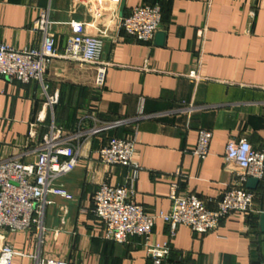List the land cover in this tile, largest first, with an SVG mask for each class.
<instances>
[{"label":"crops","instance_id":"0c3cea01","mask_svg":"<svg viewBox=\"0 0 264 264\" xmlns=\"http://www.w3.org/2000/svg\"><path fill=\"white\" fill-rule=\"evenodd\" d=\"M146 3L161 6L162 23L152 41L140 42L120 24ZM43 10L55 22L58 52L73 21L102 40L105 83L95 88L92 64L54 58L44 75L47 93L58 94L51 109L40 83L0 77V160L32 161L51 124L72 133L123 121L74 142L76 167L61 178L71 198L50 196L42 242L34 230H0V247L10 244L21 253L12 264H34L35 257L150 264L141 237L123 244L105 239L88 211L99 184H122L129 176L128 167L102 163L98 150L112 137L134 136L141 169L133 200L148 214L168 212L172 183L179 195L194 194L214 209L233 181L223 166L228 139L243 137L264 149V0H0V40L18 50L39 48L42 35L33 25ZM200 129L212 132L205 158L192 154ZM251 190L250 211L226 216L208 233L179 225L169 240L167 225L156 217L152 241L170 243L164 264H264V182Z\"/></svg>","mask_w":264,"mask_h":264},{"label":"built area","instance_id":"2783aa9c","mask_svg":"<svg viewBox=\"0 0 264 264\" xmlns=\"http://www.w3.org/2000/svg\"><path fill=\"white\" fill-rule=\"evenodd\" d=\"M162 23L161 6L146 3L133 7L122 17L121 27L125 33L140 42H150ZM55 22L49 10L40 12L34 29L42 35L39 48L15 49L0 40V77L17 80L23 84L40 83L44 106L51 109L58 101V94H48L44 75L54 58L80 61L96 68L94 86H104L109 64L102 59L103 42L100 38L85 33L82 22H71V34L67 37L62 52L55 46ZM41 118L38 116V120ZM39 120V121H40ZM123 120H115L104 126L88 130L82 128L65 133L62 128L51 124L34 147V159L23 161L19 155L0 160V230L29 232L34 230L40 243L47 229L43 224L45 207L50 196L71 198L61 183V178L74 170L77 150L74 142L84 135H92L101 129L115 127ZM30 136L35 135L32 129ZM212 132L200 129L192 154L205 158L209 153ZM99 159L106 165L129 168V176L122 184L103 182L91 197L89 212L101 223L103 237L117 243H128L129 238L139 236L151 259L150 264H164L170 254V243L152 241L151 235L156 217L168 227V238L172 240L179 225L204 234L216 230L226 216L240 212L247 214L252 208L255 192L246 187L249 178L264 182V149L254 148L246 138H229L223 156V166L233 173V181L211 209L206 200L194 194L179 195L177 186H170V209L157 216L150 215L145 208L133 200L135 183L141 169L135 155V138L112 137L98 150ZM21 255L10 244L0 247V264H12L14 256ZM34 264H67L63 260L40 259Z\"/></svg>","mask_w":264,"mask_h":264},{"label":"water","instance_id":"95a60500","mask_svg":"<svg viewBox=\"0 0 264 264\" xmlns=\"http://www.w3.org/2000/svg\"><path fill=\"white\" fill-rule=\"evenodd\" d=\"M157 36L162 37V33H158ZM259 183V180L256 178H249L246 182V187L249 189H255ZM260 227L261 230L264 232V212L260 214Z\"/></svg>","mask_w":264,"mask_h":264}]
</instances>
